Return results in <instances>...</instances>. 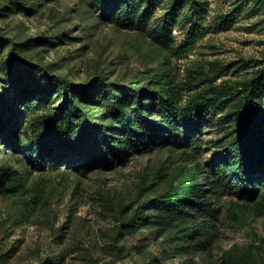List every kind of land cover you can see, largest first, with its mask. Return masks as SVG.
I'll return each instance as SVG.
<instances>
[{"label":"rangeland","instance_id":"1","mask_svg":"<svg viewBox=\"0 0 264 264\" xmlns=\"http://www.w3.org/2000/svg\"><path fill=\"white\" fill-rule=\"evenodd\" d=\"M252 79L264 140V0H0V264H264ZM119 110L161 131L123 159Z\"/></svg>","mask_w":264,"mask_h":264},{"label":"trees","instance_id":"2","mask_svg":"<svg viewBox=\"0 0 264 264\" xmlns=\"http://www.w3.org/2000/svg\"><path fill=\"white\" fill-rule=\"evenodd\" d=\"M65 84L70 85L67 79H63ZM256 79H252L247 85H245L246 94L243 97V104L241 114L244 116V120L247 123V128L251 133L255 135L254 147L261 149L264 156V140L260 139L255 130L257 126H261L260 119L261 114L259 113V109L256 107V104L253 102L256 99V87L255 84ZM72 86V85H70ZM152 114H156L161 117V121L164 124L172 125L178 118L181 112L179 102L175 97H160L153 107L149 108ZM120 116L125 122L124 127H126V141L124 145H120L119 148L115 149V156L120 159L125 158L129 154H134L135 152L142 151L147 143V139H149L148 128H153V133H151L152 137L158 136L161 131L152 124L151 119L145 115L144 111H139V118L141 125L137 126L130 122L127 113L119 110ZM202 109L200 106H195L192 111L189 113V116L192 117L193 127L200 128L201 127V116ZM172 137L176 140H181V135L177 132H171ZM49 142L50 139H47ZM49 144V143H48ZM235 150L238 153L239 159V174L241 175L243 181L241 183H235L231 181V186L236 185L241 189V194H246V196H253V188L249 187V176L253 171L252 163L255 161L256 151L249 147L244 146L241 140L235 141ZM105 154L100 153V157L103 158ZM34 160L38 163H45L44 159L40 156H35ZM211 212L208 210V213Z\"/></svg>","mask_w":264,"mask_h":264}]
</instances>
